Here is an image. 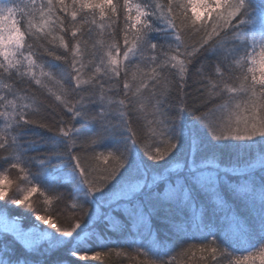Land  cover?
<instances>
[{
  "label": "snow or ice",
  "instance_id": "snow-or-ice-1",
  "mask_svg": "<svg viewBox=\"0 0 264 264\" xmlns=\"http://www.w3.org/2000/svg\"><path fill=\"white\" fill-rule=\"evenodd\" d=\"M113 255L264 264V0H0V264Z\"/></svg>",
  "mask_w": 264,
  "mask_h": 264
},
{
  "label": "trees",
  "instance_id": "trees-1",
  "mask_svg": "<svg viewBox=\"0 0 264 264\" xmlns=\"http://www.w3.org/2000/svg\"><path fill=\"white\" fill-rule=\"evenodd\" d=\"M52 87H53V89L56 88L55 85H52ZM36 195L37 194H33V197L32 198L35 199L36 198ZM22 220L25 221V222H27L28 224H29V222H31L28 218H23ZM121 259L122 258H118L115 255H113L112 258H111V260L108 261V264H120ZM81 264H85V262H81ZM89 264H98V262H89ZM125 264H126V262H125Z\"/></svg>",
  "mask_w": 264,
  "mask_h": 264
},
{
  "label": "rangeland",
  "instance_id": "rangeland-1",
  "mask_svg": "<svg viewBox=\"0 0 264 264\" xmlns=\"http://www.w3.org/2000/svg\"><path fill=\"white\" fill-rule=\"evenodd\" d=\"M21 224L25 228V230H27L28 228L31 227V222H29V224H28L27 222H25V221L22 220L21 221Z\"/></svg>",
  "mask_w": 264,
  "mask_h": 264
}]
</instances>
